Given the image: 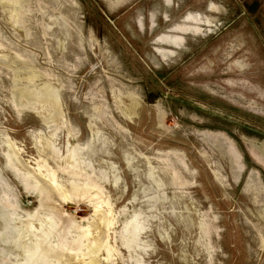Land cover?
Returning <instances> with one entry per match:
<instances>
[{"label": "rangeland", "instance_id": "obj_1", "mask_svg": "<svg viewBox=\"0 0 264 264\" xmlns=\"http://www.w3.org/2000/svg\"><path fill=\"white\" fill-rule=\"evenodd\" d=\"M0 264H264V0H0Z\"/></svg>", "mask_w": 264, "mask_h": 264}]
</instances>
